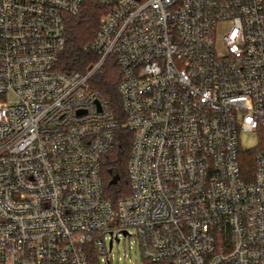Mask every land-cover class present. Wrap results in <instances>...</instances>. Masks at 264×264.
<instances>
[{
	"label": "built area",
	"instance_id": "built-area-1",
	"mask_svg": "<svg viewBox=\"0 0 264 264\" xmlns=\"http://www.w3.org/2000/svg\"><path fill=\"white\" fill-rule=\"evenodd\" d=\"M100 1L97 61L64 72L83 0H0V264H109L120 235L150 262L264 264V140L247 179L239 160L264 137V0ZM108 56L132 132L115 201L119 122L89 83Z\"/></svg>",
	"mask_w": 264,
	"mask_h": 264
},
{
	"label": "trees",
	"instance_id": "trees-1",
	"mask_svg": "<svg viewBox=\"0 0 264 264\" xmlns=\"http://www.w3.org/2000/svg\"><path fill=\"white\" fill-rule=\"evenodd\" d=\"M106 5L100 0H83L80 11L69 16L66 23L65 47L58 57L57 67L64 72H85L98 59L90 45L98 30L99 17ZM120 81V71L114 57L108 56L101 67L89 79L92 88L99 90L109 102L119 125L116 129V144L102 162L104 195L111 201L129 193L127 161L132 142V132L124 128L120 98L116 87ZM251 152H240L239 160L244 176L250 177L254 170ZM117 179L113 181V178ZM92 261L96 260L93 251ZM147 262V260H146ZM162 263L167 262H147Z\"/></svg>",
	"mask_w": 264,
	"mask_h": 264
},
{
	"label": "rangeland",
	"instance_id": "rangeland-1",
	"mask_svg": "<svg viewBox=\"0 0 264 264\" xmlns=\"http://www.w3.org/2000/svg\"><path fill=\"white\" fill-rule=\"evenodd\" d=\"M228 27L227 22H222L217 28L220 36ZM264 137L260 132L242 131L239 135L241 152H251V150L262 144ZM132 233V229L129 230ZM108 249V248H107ZM109 264H151L144 260L137 248H135L132 237L119 236V241L113 243L111 250L108 252ZM100 264H107L104 260ZM162 264V263H153Z\"/></svg>",
	"mask_w": 264,
	"mask_h": 264
},
{
	"label": "water",
	"instance_id": "water-1",
	"mask_svg": "<svg viewBox=\"0 0 264 264\" xmlns=\"http://www.w3.org/2000/svg\"><path fill=\"white\" fill-rule=\"evenodd\" d=\"M116 179H117V178H116V177H114V178H113V181H115Z\"/></svg>",
	"mask_w": 264,
	"mask_h": 264
}]
</instances>
